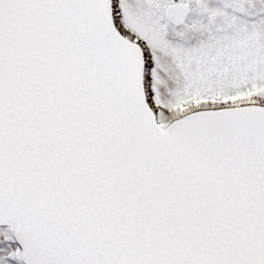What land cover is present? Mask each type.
<instances>
[{
    "label": "snow or ice",
    "instance_id": "1",
    "mask_svg": "<svg viewBox=\"0 0 264 264\" xmlns=\"http://www.w3.org/2000/svg\"><path fill=\"white\" fill-rule=\"evenodd\" d=\"M0 264H264V0H0Z\"/></svg>",
    "mask_w": 264,
    "mask_h": 264
}]
</instances>
